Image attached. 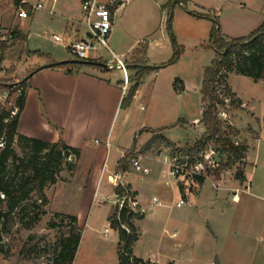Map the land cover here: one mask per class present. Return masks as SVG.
<instances>
[{
  "label": "crops",
  "instance_id": "1",
  "mask_svg": "<svg viewBox=\"0 0 264 264\" xmlns=\"http://www.w3.org/2000/svg\"><path fill=\"white\" fill-rule=\"evenodd\" d=\"M39 1L35 3L30 0H18V3L19 7H24L25 3L32 6V10L28 11V17L33 15L32 23L36 24L49 19L51 23L62 27V35L53 34V39L57 44H63L64 48L69 51L71 42L89 36L90 29L83 13V0H58L55 3L51 1L44 3V6L40 8H35L34 5ZM110 1L101 2L108 3ZM147 1L137 5L126 15L123 8L128 0H124L118 6L112 15V30L108 38L109 48L103 46L98 48L95 53L98 56L96 59L99 61L109 60L115 53L127 63L135 62L142 44L146 45V58L148 62H152L150 64L160 65L170 59L169 54L174 51V48L168 27L163 23L168 0ZM185 2L191 10L218 16L222 34L228 39L247 35L264 21V0H237L236 2L223 0L222 7H208L197 0H185ZM157 11H160L161 14L159 25L155 24L154 19ZM180 13L189 15L186 16L188 23L183 26L187 33L191 35L195 33L196 43L202 44L210 39L213 27L211 19L190 14L183 7L180 9ZM223 14L230 16L231 19L229 17L230 20H226L227 17ZM176 17L174 18V28L177 31ZM166 18L167 16L165 20H167ZM20 30L29 37L26 30ZM56 34L61 36V40L55 39ZM104 48L110 57L105 58L100 52ZM34 50L48 55L35 54L22 57L21 61L28 64L21 71L22 74L35 68L37 70L28 80L26 101L18 124L19 133L49 142L63 140L80 149L78 161L84 154H88L91 171L88 172L87 177L97 183V189H99L97 191L100 193V189L102 190L101 194L104 199L110 195L115 196L113 199L114 209L117 206L115 202L118 194L117 187L109 182L108 177L117 171L123 173L128 188L137 196L144 208H146L144 205L145 194L148 189L157 191L154 197H157L160 203H155L154 207L163 205L160 197L166 198L170 193L174 198H177L178 194L185 198L186 202L182 205H178L181 199L178 200L179 207L188 204L195 209L198 202L205 203L207 219L204 239L208 248L205 264H264V128L259 132L249 126L246 133L236 126L237 129H240V140L243 141L244 137V142L248 145L247 155L239 164L243 171L241 178L236 176L237 170H234L233 166L224 170L220 177L206 175L207 171H203L205 180L200 185L196 183L195 178L190 179V177H184L182 180L181 177L164 178L172 147H182L187 143L191 145L204 130L203 123L200 121L203 114L202 107L200 116L190 115L186 94L191 79L189 75L180 73L177 68H173L177 62L148 72L143 77L132 103L127 108L125 107L122 124H120L121 129L125 130L128 126L134 107L141 101L148 100L151 109L146 113H141L138 118L135 143L123 145L118 141L114 142L113 137L114 128L123 109L122 99L127 93L124 92L123 87L124 71L121 68L79 65L76 61L70 60L69 62L73 63L71 65L64 63L58 66H49L50 61H60L65 57L57 51L45 52L40 48ZM211 61L202 65L198 80L201 105H203L201 87L204 69ZM0 68H3L1 64ZM128 72L131 75L134 70L128 69ZM234 75H238V73H229L226 83L238 98V108L246 109L248 104L241 97L240 91L232 84ZM0 77L15 79L11 80L14 82L20 76L13 73L11 76L7 74V76ZM176 77L183 80L182 89H176L174 84ZM0 84L3 85L4 82ZM3 98L4 95L0 94V101ZM0 106L2 105L0 104ZM241 114L240 111L239 115ZM153 120L156 122L151 123ZM179 120H183V123H180ZM191 125H195L194 137L192 141L185 140V144H182L179 136L174 137L173 134L176 129L187 128ZM170 130L175 132L170 133ZM98 136L104 138L107 143H96L95 138ZM128 153H133V158L141 157L142 164L148 167L149 171H140V173L138 171L136 178L131 177V172L136 169L129 162V157L124 164H121V159ZM123 165L126 166V169L123 168ZM158 179L165 183L168 192H164L163 187L158 185ZM208 181L211 182V190L205 188ZM144 184L147 187L143 186ZM180 184H183L182 189ZM159 186L161 190L158 189ZM235 194H237V200L233 199ZM153 198L148 204L149 207L154 202ZM150 211H153V208ZM189 211L186 210L183 213L186 214ZM64 212L77 215L78 224L83 228L82 216L79 212L76 210L72 212L69 209H64ZM110 231L111 228L106 227L105 232L107 233L104 232V234L108 235ZM116 232L119 242V234L118 231ZM176 233L178 232L172 234ZM140 237L141 231L137 241L140 240ZM133 253L143 259H153L163 263L173 260L177 263L174 259L163 261L160 258V253L146 251L143 254L137 248L136 243L133 246Z\"/></svg>",
  "mask_w": 264,
  "mask_h": 264
},
{
  "label": "rangeland",
  "instance_id": "2",
  "mask_svg": "<svg viewBox=\"0 0 264 264\" xmlns=\"http://www.w3.org/2000/svg\"><path fill=\"white\" fill-rule=\"evenodd\" d=\"M30 1L36 3L38 0ZM197 1L208 7H222L223 5L221 4L223 0ZM236 1L237 0H233V2ZM43 2L48 3L51 2V0H43ZM144 2L148 1L128 0L123 8L125 15L131 12L137 5L144 4ZM18 8V0H0V25L4 26L6 29H15L18 27L26 30L29 33V37L25 43V47L30 50L40 48L45 52L57 51L65 57L60 61L69 62V60L73 61L78 59L72 52L65 49L63 44H57L53 39L54 33L63 34V29L60 25L51 23L49 19L34 24L32 23L33 15L30 17H17L16 11ZM180 9H182V6L179 3L173 8L174 18L176 14L178 15L176 17L178 29L176 31L174 28L173 18V31L177 43L183 48V53L177 61V64L175 62L176 65H173V68H177L180 73L189 75L191 83L188 85L186 94V98L188 99L187 104H189L190 115L200 116L202 105L198 80L201 75L202 65L205 62L211 61L215 56V51L213 48L207 46L210 42L209 39L202 44L196 43L195 33L192 35L187 33L183 25L188 23L186 16L189 15L180 13ZM167 13L168 8L163 18L164 25L168 27ZM160 16V11H157L154 17L156 25L160 23ZM166 16L167 20H165ZM223 16L227 17L226 20L228 21L231 19V17L226 14H223ZM229 17L230 19H228ZM6 42L8 43V48L4 53L3 62L2 60L0 61V64L3 66V68H0V76H7V74L11 76L15 73V75H19L20 77L14 82L11 80L15 79H10L8 77L2 79L0 77V81L8 82L3 93L0 92V94L4 95L0 104L7 109L15 108V110L18 111L15 105L20 93V81L29 73L26 72L24 73L25 75L22 74L21 71L23 68H26L28 64L21 60L22 57L29 55H23L20 58L17 54V50L22 49V47L11 44V39ZM143 45L146 47L145 44H142V47ZM104 49L100 50V52L105 58L110 57L107 50ZM173 52L169 54L170 57L173 55ZM155 54L156 53H154V55ZM67 62L65 64H73ZM148 63L150 64L152 62ZM219 84L224 85V87H221L222 94L229 99L228 102L225 101L224 104L221 103L218 107V116L221 120V126L224 132L234 141L238 140L240 143L244 142V137L242 138L243 141L240 140V129L247 133L249 126L254 127L259 132L264 128V81H256L250 76L240 74L232 77L234 88L240 91L241 97L248 104L246 109L242 110L238 108V103H231V96L228 93L222 77L219 79L218 85ZM253 106L255 107L252 108ZM122 108L118 123L114 128L113 141H118L123 145H131L135 143L136 140V125L139 120L138 118L141 113L148 112L151 109V105H149L148 100L144 99V101H141L134 107V111L129 119V124L126 126L125 130L121 129L120 125L122 124V116L126 110L125 107ZM240 111L242 112L241 115H239ZM257 116L259 117L257 118ZM152 122L155 123L156 121L153 120L151 123ZM236 126L240 129H237ZM194 131L195 125H191L187 128L176 129V132L170 130V133L175 132V134H173L174 137L179 136V139L183 142L182 144H185V140L192 141ZM198 136L196 140H198L202 134ZM196 140H194L192 144H194ZM95 142L98 144L107 143L104 138H100L99 136L95 138ZM188 145L190 144L187 143L182 147H172L171 154L181 150V148H186ZM3 146L4 144H0V152ZM14 148L19 157L27 158L30 155L29 149L25 148V143L22 142L21 139H17ZM228 148L229 146L223 142L211 140L209 144L200 151L199 158L201 156L202 159L199 160L205 159L203 154L208 153L219 161V163H225L230 154ZM133 155V153H129L128 155L130 163L133 162ZM88 156V154H84L79 161L77 158L71 156L63 160V168L57 176L56 182H48L46 184L45 192L47 201L39 209V218H36L35 211L31 209L25 210V217L23 220H20V216L18 215V221L13 230L9 233H5L3 235V240L0 242V264H52L53 258L60 248L61 241L69 234L70 230L71 221L67 215L71 213L64 212V209H69V211L72 212L74 210L79 212L82 216L84 225L73 264H120L117 230L109 223V216L115 212L117 208L116 206L114 209L115 205L113 199L115 196L110 195L104 199V196L101 194L102 190L100 189V193L97 191L99 190L97 189V183L92 182L87 177L88 172L91 171L89 168ZM197 159L198 157L194 158L195 161ZM194 160L191 159L190 161L192 162ZM19 162L20 160L14 161L13 158L8 160L6 180L9 182H18L21 177L27 173V171H17L15 165ZM238 168H240V165L236 162L233 165V169L237 170ZM138 171L139 170L132 171L131 177L136 178ZM206 171V175H214L212 169L205 170V172ZM180 177L182 180L185 176L181 175ZM189 177L190 179H194L192 175ZM157 183L163 187L164 192L169 191L168 187L161 179H158ZM143 186L147 187L146 184ZM160 186L158 187L159 190H161ZM205 188L206 190L212 189L210 181L206 183ZM152 190L148 189L145 194L146 201L144 205L147 209L144 213V217L135 219L141 231L140 240L136 242L137 248L142 251L143 254H145L146 251L156 254L160 253V258L163 261L174 259L178 264H205V260L208 257V248L204 239L207 205L198 202L196 205L197 207H194L195 209L188 204L179 207L177 205L178 200L185 198L179 194L177 198H174L172 193H170L166 198H161L159 196L163 205H156L153 207V211H150L148 204L154 195L157 194L156 190ZM95 191H97L96 194H94ZM0 197L5 199L3 195ZM37 198V194L35 192L32 193L27 204L34 202ZM0 207L7 209V201L0 200ZM113 209L114 211L111 212ZM186 210L190 211L186 214L183 213ZM106 227L111 228L108 235L104 234ZM174 232L178 233L173 235L172 233Z\"/></svg>",
  "mask_w": 264,
  "mask_h": 264
},
{
  "label": "trees",
  "instance_id": "3",
  "mask_svg": "<svg viewBox=\"0 0 264 264\" xmlns=\"http://www.w3.org/2000/svg\"><path fill=\"white\" fill-rule=\"evenodd\" d=\"M123 1L124 0H116L112 6V13L116 11ZM177 3L181 4V6L190 14L198 17H207L213 21V27L209 39L210 42L207 46L213 48L215 51V56L211 63L204 69L201 87L204 109L200 121L203 123L204 131L202 136L196 140L194 144L188 145L186 148H181V150H187L191 155L192 160L197 157L199 160L202 159L201 156L199 158L200 151L205 148L211 140L223 142L228 145L230 154L227 162L220 163L217 168L207 169H212L214 175L220 177L224 170L229 169L236 162L240 164V162L243 161L247 155L248 145L245 142L236 144L235 141L224 132L221 126L217 103L224 104V99L217 93V81L221 77L223 78L228 93L231 96V103L236 104L239 102L238 98H236L235 93L232 92L226 83L229 73L235 72L250 76L254 80H264V21L249 34L228 39L222 34L220 19L218 16L191 10L188 8L185 0H168L166 4V7L168 8L167 24L169 36L174 48L173 55L160 66H152L148 64L145 52L146 49L143 46L138 51V57L135 62H126L127 68L134 70V73L130 75L131 85L122 99V107H128L132 103L143 77L148 72L175 63L180 59L183 53V48L177 43L173 31V8ZM25 8L29 12L32 10L30 4L25 3ZM27 40V34L23 33L20 29L15 28L12 30L11 44L17 47H22V49H16L20 58L23 55H48L39 50H30L25 47ZM7 44L6 41L0 40V61L4 58V53L8 48ZM98 61V59H90L88 62L76 63L92 67H103L97 63ZM66 62L67 61L52 60L48 65L58 66ZM36 70L37 68L30 70L28 75L20 81V93L15 105L18 108L17 113L12 115V111L15 108L7 109L0 106V142L2 141L4 143L0 152V196L2 194L5 196V199L0 197V200L7 201V209L0 207V242L3 240V235L5 233H9L13 230L18 221V215L20 216V220L24 219L26 209L34 210L36 218H39V209L47 201V195L45 192L46 184L48 182H56L57 176L62 171L64 159L71 155L78 159L80 155L79 148L71 146L63 140L49 142L18 132L20 114L24 109L26 101L28 80ZM1 82H4L3 85L0 84V92L3 93L8 82L0 81V83ZM179 83H181L180 86ZM174 84L176 89H182L183 80L176 77ZM179 122L183 123V120H179ZM17 139H21V141L25 143V148L29 149L30 155L27 158L19 157L17 155L14 148ZM128 155L129 153L121 159V164H124V162L127 161ZM11 158H13L14 161L20 160V162L15 165L17 171H27V173L15 183L6 180L8 160ZM123 168L126 169V166L123 165ZM191 175L194 176L199 185L205 180V175L203 174H188L185 177ZM236 176L240 178L243 176L241 168L237 169ZM180 188H183V184H180ZM116 191L118 194H122L124 189L117 187ZM34 192L37 194V200L27 204V201ZM67 217L71 221L69 234L61 241L60 248L57 250L52 264H73L76 256L81 239L82 228L78 224L77 215L68 214ZM143 217L144 213L134 212L126 204L120 211L119 205H117L115 212L109 216L111 226L115 228L119 234L118 247L120 264H145L143 258L137 257L133 253V246L140 235V229L137 226L135 219ZM124 224L129 229L125 228L123 226Z\"/></svg>",
  "mask_w": 264,
  "mask_h": 264
},
{
  "label": "built area",
  "instance_id": "4",
  "mask_svg": "<svg viewBox=\"0 0 264 264\" xmlns=\"http://www.w3.org/2000/svg\"><path fill=\"white\" fill-rule=\"evenodd\" d=\"M52 2H57L58 0H51ZM116 2V0H111L110 2H101L98 0H83V13L84 19L89 26L90 34L85 38H80L74 40L69 44V51L72 52L78 59L90 60L96 59V51L100 47L109 48L108 38L110 32L112 30V6ZM44 6L43 0H40L37 4L34 5L35 8H40ZM18 17H28L29 12L25 7H19L16 11ZM12 30L6 29L5 27L0 25V40L8 41L12 38ZM56 40H61V36L56 34ZM107 63L108 68H121L125 73L124 80V92H127L130 83V74L128 72V68L126 65V61L119 56L118 54L113 55V58L109 60H103ZM219 79L217 81V93L221 98L224 99V102H228L229 99L224 97L222 94L221 87L224 85H218ZM221 103H217L219 107ZM18 109V108H17ZM204 109L202 105V110ZM17 111L14 109L12 111V115L16 114ZM236 144L240 142L235 141ZM0 144H4L2 141ZM205 159L190 161L192 158L187 150H178L174 154H171L168 160V168L166 173L164 174V178H178L181 175L188 174H202L203 171L208 168H215L220 165L219 161L211 156V154H203ZM72 157V155H71ZM133 166L136 170L148 172L149 168L144 166L141 162V157L132 159ZM108 180L111 184L116 187H121L124 189L122 194L116 195V204L119 205V211L126 204L132 211L145 213L147 208L142 207L140 200L137 198L135 194L131 192L128 188L127 183L124 179V175L122 172L117 171L109 175ZM4 196V194H2ZM154 202L151 203L150 209L154 207L155 203H160V200L157 197H154ZM234 200H237V194L233 196ZM185 199H181L178 202V205L184 204ZM125 228L129 229L125 224L123 225ZM107 233V232H105ZM145 264H177L175 261L170 260L167 262H160L158 260L153 259H144Z\"/></svg>",
  "mask_w": 264,
  "mask_h": 264
},
{
  "label": "water",
  "instance_id": "5",
  "mask_svg": "<svg viewBox=\"0 0 264 264\" xmlns=\"http://www.w3.org/2000/svg\"><path fill=\"white\" fill-rule=\"evenodd\" d=\"M73 61H76V62H88L89 60H83V59H75ZM99 65H102L103 67H106L108 68L107 66V63L103 62V61H98L97 62Z\"/></svg>",
  "mask_w": 264,
  "mask_h": 264
}]
</instances>
